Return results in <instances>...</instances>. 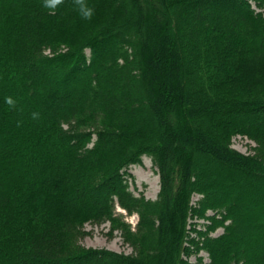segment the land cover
Masks as SVG:
<instances>
[{"label":"trees","instance_id":"obj_1","mask_svg":"<svg viewBox=\"0 0 264 264\" xmlns=\"http://www.w3.org/2000/svg\"><path fill=\"white\" fill-rule=\"evenodd\" d=\"M86 2L0 0V264H264V0ZM107 222L130 253L79 243Z\"/></svg>","mask_w":264,"mask_h":264},{"label":"rangeland","instance_id":"obj_2","mask_svg":"<svg viewBox=\"0 0 264 264\" xmlns=\"http://www.w3.org/2000/svg\"><path fill=\"white\" fill-rule=\"evenodd\" d=\"M230 144L232 147L238 149L239 151L251 155L257 153L256 149L258 145L252 139L247 136L236 134L230 139ZM129 172L132 174V180H130V188L136 194H143L146 198L150 200H155L158 198L160 191V176L157 171V167L154 166L152 159L144 155L141 162L133 164L129 167ZM198 193L191 196V200L195 201L199 198ZM119 213L124 215V220L131 227H134L138 216L136 214L127 215L121 208H116ZM211 213V211H208ZM197 221V227H200L204 222V219H194ZM110 223L102 224H91L86 223L84 229L87 234L79 240V243L85 247L93 248H106L109 250L130 253L131 247L128 246L122 239L120 232L117 228H110ZM221 232V227H218L213 234H219ZM197 255L203 257V261L207 260V253L204 250L198 252ZM191 260L196 258V254L190 256Z\"/></svg>","mask_w":264,"mask_h":264},{"label":"clouds","instance_id":"obj_3","mask_svg":"<svg viewBox=\"0 0 264 264\" xmlns=\"http://www.w3.org/2000/svg\"><path fill=\"white\" fill-rule=\"evenodd\" d=\"M64 2V0H44L43 7L49 9L53 14L55 10ZM74 4L81 17L85 20H90L94 15V9L90 7L86 0H74ZM5 103L9 105L10 108L15 107L16 102L12 97H6ZM33 119L38 117V113H33ZM19 126V123H18Z\"/></svg>","mask_w":264,"mask_h":264}]
</instances>
